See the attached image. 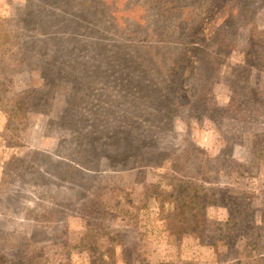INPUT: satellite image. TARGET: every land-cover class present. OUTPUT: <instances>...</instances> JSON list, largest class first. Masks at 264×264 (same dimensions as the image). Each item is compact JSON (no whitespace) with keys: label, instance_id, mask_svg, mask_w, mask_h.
<instances>
[{"label":"rangeland","instance_id":"374dc122","mask_svg":"<svg viewBox=\"0 0 264 264\" xmlns=\"http://www.w3.org/2000/svg\"><path fill=\"white\" fill-rule=\"evenodd\" d=\"M264 0H0V264H264Z\"/></svg>","mask_w":264,"mask_h":264},{"label":"trees","instance_id":"16d2710c","mask_svg":"<svg viewBox=\"0 0 264 264\" xmlns=\"http://www.w3.org/2000/svg\"><path fill=\"white\" fill-rule=\"evenodd\" d=\"M260 154L264 155V144L260 147Z\"/></svg>","mask_w":264,"mask_h":264}]
</instances>
